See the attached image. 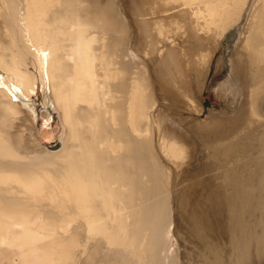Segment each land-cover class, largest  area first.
<instances>
[{
  "label": "bare ground",
  "instance_id": "obj_1",
  "mask_svg": "<svg viewBox=\"0 0 264 264\" xmlns=\"http://www.w3.org/2000/svg\"><path fill=\"white\" fill-rule=\"evenodd\" d=\"M56 1H1L0 264H95L100 248L107 253V244L121 247L124 241L130 245L123 248L131 251L144 224L145 204L136 201L149 195L157 141L164 153L187 164L197 151L187 140L189 132L219 140L211 145L222 157L239 149L233 137L238 115L213 111L210 120L189 126L188 134L183 131L192 120L179 124L169 114L175 115L179 102L173 101L176 94L169 99L174 93L162 74L156 83L146 60V69L134 70L133 28L121 7L96 21L85 0H61L63 11L53 10ZM198 1L200 18L212 29L204 32L220 42L243 15L250 16L243 38L248 78L242 77L243 64L230 59L229 75L217 91L231 110L244 98L250 102L249 115L264 119V0ZM40 86L44 116L55 110L66 127L58 151L36 139L37 111L29 100ZM263 206H256L244 250L235 243L230 256L188 253L186 264H264Z\"/></svg>",
  "mask_w": 264,
  "mask_h": 264
},
{
  "label": "rangeland",
  "instance_id": "obj_2",
  "mask_svg": "<svg viewBox=\"0 0 264 264\" xmlns=\"http://www.w3.org/2000/svg\"><path fill=\"white\" fill-rule=\"evenodd\" d=\"M1 1L0 20L4 14V5ZM84 2L96 21L100 15H103L101 13L105 14L110 9H116V6L124 10L126 21L131 24L134 33L133 49L137 57L134 70L141 71L142 67L146 69L147 61L156 83L162 74V81L168 84L167 86L172 89L171 93H174L169 99L173 100L176 94V99L174 98L173 101L179 102L180 105H176L179 109L175 115L172 112L169 114L171 113L179 124L184 123L183 119L192 120L187 122L184 129L182 128L183 131L187 130L185 132L188 134L189 126L208 121L214 112L221 111L224 112L223 114L227 113L226 116H239V127L233 129V134L237 136L233 137L241 140L240 142L234 138L239 144L236 153L222 157L213 151L211 145L219 140L214 142L205 135L189 132L190 136H187V140L197 145L196 155L190 164L180 160L182 164L180 158L164 153L157 141L159 155H155L153 164L159 167L157 169L154 165V178L152 177L149 182L151 188L148 197L136 201L141 203L140 205L145 204L142 209L144 224L136 231L135 236L138 247L133 243L135 248L131 245L133 250L129 251L131 247L123 248L125 245H130L125 241L121 247L123 243L118 244L119 248L117 244L116 247L107 244L106 247L111 251L106 253L100 248L99 256H96L97 258L94 256L95 264H172L173 260H175L173 264H186L185 257L188 253L206 257L224 252L225 255L230 256L231 247L235 243L238 244L239 250H244L242 248L246 246L247 237L255 227L256 206L264 205V181H262V178L264 179V119L262 115L259 116L260 119L257 116L261 121L259 124L255 122L257 118L253 119L252 115H249L250 102L248 100L246 102V99L244 101V98L235 111L231 110L217 91V87L228 77L231 60L236 62L238 60L239 66L243 64L242 77L244 80L248 78V72L244 69L247 61L243 38L245 30L248 26L250 28V16L243 15L239 23L226 31V35L222 38L224 41L220 42L218 41L220 37L217 38V35L204 32L212 29L208 24L205 27L204 18H200L202 16L197 8L202 4L198 0H85ZM63 3L57 0L53 10L63 11ZM110 6L112 7L109 8ZM7 9L9 11V5ZM180 10L185 11L186 14L181 15ZM194 12L199 16L197 13L192 14ZM174 13L177 14L173 15ZM14 19L9 20L8 23L13 22ZM16 23L22 24L18 20ZM236 26L243 32H238ZM50 27L54 28V26ZM172 54H175L173 55L175 58L171 56ZM160 98L162 101L161 96ZM29 101L32 106L35 105L36 109L33 108L37 111L35 118L37 141L53 151L60 150L66 127L57 111L51 109L52 113L44 116L47 106L44 103L45 95L41 86L38 94L33 95ZM207 102L210 106L205 105ZM256 190H259V194ZM246 212L248 215L245 214ZM126 237H129V234ZM240 240L246 241L240 242ZM136 248L140 250L137 249L135 252Z\"/></svg>",
  "mask_w": 264,
  "mask_h": 264
},
{
  "label": "water",
  "instance_id": "obj_3",
  "mask_svg": "<svg viewBox=\"0 0 264 264\" xmlns=\"http://www.w3.org/2000/svg\"><path fill=\"white\" fill-rule=\"evenodd\" d=\"M206 106H210L209 104H208V102L205 104Z\"/></svg>",
  "mask_w": 264,
  "mask_h": 264
}]
</instances>
